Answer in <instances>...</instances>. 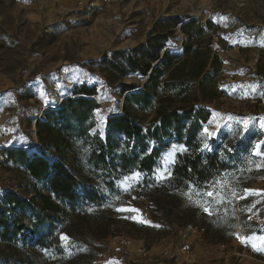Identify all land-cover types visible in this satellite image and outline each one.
Segmentation results:
<instances>
[{"label": "trees", "instance_id": "trees-1", "mask_svg": "<svg viewBox=\"0 0 264 264\" xmlns=\"http://www.w3.org/2000/svg\"><path fill=\"white\" fill-rule=\"evenodd\" d=\"M179 25L186 41L167 49ZM209 26L162 18L145 42L114 51L112 59L104 56L101 63L115 77L149 79L142 88L120 86L123 109L106 116L101 131L96 129V87L79 85L37 120L34 152L1 151L3 164L31 178L34 195L0 188V243L6 248L0 250V264H38L26 245L43 264H93L97 242L108 234L104 211L128 196L144 198L154 213L162 212L161 226L196 229L212 244L226 245L237 228L264 231V195L245 191L264 180V155L253 154L257 143L264 150V131L249 122L210 138L203 132L210 111L184 105L195 85L205 92L219 64L217 57L209 62L208 51L197 44ZM134 173L138 179L122 183ZM89 222L96 223L87 227L93 240L68 233V240L61 241L69 226Z\"/></svg>", "mask_w": 264, "mask_h": 264}, {"label": "rangeland", "instance_id": "rangeland-1", "mask_svg": "<svg viewBox=\"0 0 264 264\" xmlns=\"http://www.w3.org/2000/svg\"><path fill=\"white\" fill-rule=\"evenodd\" d=\"M172 16L194 19L200 27L206 22L212 25L204 29L197 44L208 51L209 62L217 57L219 64L205 92L195 85L184 102L210 111L203 132L215 138L234 124L249 122L264 131V0H0L1 189L34 195L31 178L3 164L1 151L34 152L33 123L76 86L96 87L97 130H102L106 116L121 113L120 86L142 88L144 77H115L101 59H112L114 51L145 42L158 20ZM178 27L167 49L186 41ZM261 147L257 143L256 154L264 155ZM245 191L264 195V180ZM111 207L104 211L108 234L98 240L93 264H264V231L257 234L237 228L226 245L212 244L196 229L161 226L162 212L154 213L155 207L144 198L128 196ZM94 226L93 222L79 228L74 224L63 236L83 233L93 240L87 227ZM238 236L246 239L241 242ZM0 250H6L1 243ZM24 250L43 264L28 245Z\"/></svg>", "mask_w": 264, "mask_h": 264}, {"label": "snow or ice", "instance_id": "snow-or-ice-1", "mask_svg": "<svg viewBox=\"0 0 264 264\" xmlns=\"http://www.w3.org/2000/svg\"><path fill=\"white\" fill-rule=\"evenodd\" d=\"M205 132H207V129H205ZM208 134L211 135V133H208ZM253 154H256V153H253ZM164 171H165V174L170 175V173H167V169H165ZM139 175H140L139 173H134V174H132L130 176H125L123 178L122 183H126L129 180H131V179H138L139 178ZM207 195L209 197H213L214 193L213 192H208ZM118 210H120V211H136L135 209H118ZM205 211H209V210L208 209H205ZM60 239H61L62 242L68 240V238L66 236H63V235H61ZM237 239H240L241 242H244V240L246 239V237H240V236H238ZM261 241L264 242V237H261Z\"/></svg>", "mask_w": 264, "mask_h": 264}, {"label": "water", "instance_id": "water-1", "mask_svg": "<svg viewBox=\"0 0 264 264\" xmlns=\"http://www.w3.org/2000/svg\"><path fill=\"white\" fill-rule=\"evenodd\" d=\"M180 26L181 25H179V27L178 28H180ZM150 74V73H149ZM148 79H149V75H147L146 77H144L143 78V80H142V84H141V87H144L147 83H148ZM64 99V98H63ZM62 99V100H63ZM61 100V101H62ZM60 101V102H61ZM60 104V103H59ZM38 120V119H37ZM37 120L35 121V123H34V130H35V133H34V136H35V139H37V135H36V122H37Z\"/></svg>", "mask_w": 264, "mask_h": 264}, {"label": "bare ground", "instance_id": "bare-ground-1", "mask_svg": "<svg viewBox=\"0 0 264 264\" xmlns=\"http://www.w3.org/2000/svg\"><path fill=\"white\" fill-rule=\"evenodd\" d=\"M33 127H34V123H33Z\"/></svg>", "mask_w": 264, "mask_h": 264}]
</instances>
